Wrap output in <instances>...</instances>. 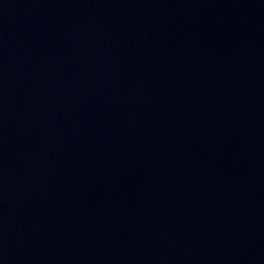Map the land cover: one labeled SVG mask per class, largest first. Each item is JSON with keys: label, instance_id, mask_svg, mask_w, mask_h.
Listing matches in <instances>:
<instances>
[{"label": "water", "instance_id": "obj_1", "mask_svg": "<svg viewBox=\"0 0 264 264\" xmlns=\"http://www.w3.org/2000/svg\"><path fill=\"white\" fill-rule=\"evenodd\" d=\"M0 264H264V0H0Z\"/></svg>", "mask_w": 264, "mask_h": 264}]
</instances>
